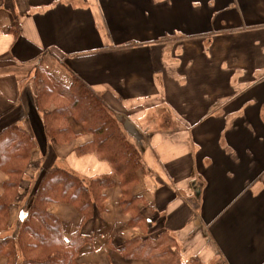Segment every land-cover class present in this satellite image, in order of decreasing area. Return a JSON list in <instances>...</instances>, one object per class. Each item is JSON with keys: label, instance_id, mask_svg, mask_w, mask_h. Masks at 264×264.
<instances>
[{"label": "crops", "instance_id": "crops-1", "mask_svg": "<svg viewBox=\"0 0 264 264\" xmlns=\"http://www.w3.org/2000/svg\"><path fill=\"white\" fill-rule=\"evenodd\" d=\"M42 71L64 84L73 72L99 92L142 154L132 192L144 227L130 224L117 174L104 211L83 225L71 205H51L66 237L92 235L78 264H153L122 249L163 232L184 262L264 264V0H0V131L32 133L27 175L111 174L108 161L76 152L94 138L81 124L71 121L72 142L48 136Z\"/></svg>", "mask_w": 264, "mask_h": 264}, {"label": "trees", "instance_id": "trees-1", "mask_svg": "<svg viewBox=\"0 0 264 264\" xmlns=\"http://www.w3.org/2000/svg\"><path fill=\"white\" fill-rule=\"evenodd\" d=\"M12 32L19 34L20 27L16 25ZM41 73L45 83L37 94L36 103L43 113L48 136L58 143L72 142L76 134L71 121L81 124L94 138L77 146L76 152L79 155L96 154L111 164L113 172L83 177L62 166L47 169L35 183L25 216L14 235L13 208L22 200L21 190L37 142L32 133L18 123L2 129L0 171L7 176L0 193L2 264H78V255L92 235H84L78 230L66 237L62 219L51 212L50 207L54 203L71 205L83 216L82 225L85 224L96 213L104 211L103 190L115 184L114 174L120 178L123 194L120 203L124 210L132 213L130 224L141 222L144 227L148 223L137 208L140 198L132 192L142 168L139 147L129 139L99 92L79 76L71 72L69 84H64L51 73ZM176 246V240L163 232L155 238L138 236L126 241L122 254L153 264H205L198 257L184 262Z\"/></svg>", "mask_w": 264, "mask_h": 264}, {"label": "rangeland", "instance_id": "rangeland-1", "mask_svg": "<svg viewBox=\"0 0 264 264\" xmlns=\"http://www.w3.org/2000/svg\"><path fill=\"white\" fill-rule=\"evenodd\" d=\"M112 1H115V0H112ZM103 21V19H102ZM106 35L108 37H110V33L109 31L106 32ZM36 87L38 88V92L37 94L39 95V93L41 92V89L43 88L44 86V83H45V80L42 76V73H40L37 77H36ZM0 175H2L0 173ZM40 174H31V175H27L26 174V182L24 185V188L21 190V199L22 201L15 204L14 205V208H13V220H14V224L17 222L16 221V217L19 218L20 217V214L18 215V213L21 211V214H22V217L25 216V212H26V209H27V206L29 204V200L32 196V191L35 190V183L37 182L38 178H39ZM17 215V216H16ZM22 221V220H21Z\"/></svg>", "mask_w": 264, "mask_h": 264}]
</instances>
